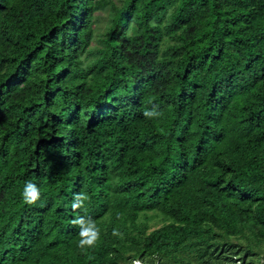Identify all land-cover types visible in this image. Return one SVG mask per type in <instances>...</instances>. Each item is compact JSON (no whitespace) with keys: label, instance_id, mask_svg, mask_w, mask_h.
Returning <instances> with one entry per match:
<instances>
[{"label":"trees","instance_id":"16d2710c","mask_svg":"<svg viewBox=\"0 0 264 264\" xmlns=\"http://www.w3.org/2000/svg\"><path fill=\"white\" fill-rule=\"evenodd\" d=\"M262 258L264 0H0V264Z\"/></svg>","mask_w":264,"mask_h":264},{"label":"clouds","instance_id":"9594fccd","mask_svg":"<svg viewBox=\"0 0 264 264\" xmlns=\"http://www.w3.org/2000/svg\"><path fill=\"white\" fill-rule=\"evenodd\" d=\"M143 115L148 119H155L161 116V111L159 106L153 104L150 109H145ZM23 202L26 205L32 206L37 203L40 198V189L39 187L31 182H26L23 192H22ZM89 200V197L86 193H75L73 195V202L71 207L74 211L79 210L85 207V202ZM73 227L78 229V235L80 237L78 241V247L82 250H87L95 246L96 242L99 239V229L95 225V221L91 216H76L71 220ZM114 235H121L117 230H113ZM134 264H143L140 261H135Z\"/></svg>","mask_w":264,"mask_h":264},{"label":"rangeland","instance_id":"374dc122","mask_svg":"<svg viewBox=\"0 0 264 264\" xmlns=\"http://www.w3.org/2000/svg\"><path fill=\"white\" fill-rule=\"evenodd\" d=\"M105 19H106V16H105V12H102L101 14H100V16H99V27H98V29L101 27V26H103V23H104V21H105ZM261 261H264V258H262L261 259ZM136 263V262H135Z\"/></svg>","mask_w":264,"mask_h":264}]
</instances>
